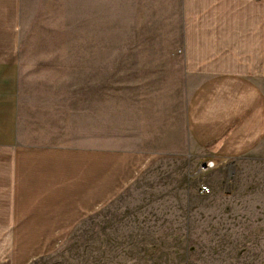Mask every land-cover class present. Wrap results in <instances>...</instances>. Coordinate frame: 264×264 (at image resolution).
Here are the masks:
<instances>
[{
  "label": "rangeland",
  "instance_id": "1",
  "mask_svg": "<svg viewBox=\"0 0 264 264\" xmlns=\"http://www.w3.org/2000/svg\"><path fill=\"white\" fill-rule=\"evenodd\" d=\"M85 1L26 0L23 106L32 116L62 119L71 105L74 155L99 147H171L172 154L71 224L69 238L36 241L43 254L27 264H264V161L220 159L195 174L212 155L193 166L179 157L191 148L185 103L196 81L185 78L178 56L169 55L175 32L120 24L133 19L115 14L123 0H102L108 14L94 33ZM159 23L152 27H163ZM73 159L72 167L82 168ZM227 162L237 165L223 178L212 177ZM202 183L210 186L208 194L197 193Z\"/></svg>",
  "mask_w": 264,
  "mask_h": 264
},
{
  "label": "crops",
  "instance_id": "2",
  "mask_svg": "<svg viewBox=\"0 0 264 264\" xmlns=\"http://www.w3.org/2000/svg\"><path fill=\"white\" fill-rule=\"evenodd\" d=\"M85 2L94 33L101 32L102 0ZM25 3L0 0V264H27L43 254L36 241L69 238L71 224L172 154L171 147H99L74 155L71 105L62 119L29 114L20 89ZM115 11L133 17L118 22L142 26L137 31L175 32L169 55L196 81L185 103L191 148L180 159L264 161V0H123ZM158 21L163 27H152ZM73 158L82 168L72 167ZM236 165L227 162L212 177Z\"/></svg>",
  "mask_w": 264,
  "mask_h": 264
},
{
  "label": "built area",
  "instance_id": "3",
  "mask_svg": "<svg viewBox=\"0 0 264 264\" xmlns=\"http://www.w3.org/2000/svg\"><path fill=\"white\" fill-rule=\"evenodd\" d=\"M221 161L223 162V160L216 159L214 157H209L208 159H205V161L201 163L200 168L196 170L195 174L209 171L210 169L216 167ZM210 191H211L210 186L205 183H202L197 187V193L199 194H203V195L208 194Z\"/></svg>",
  "mask_w": 264,
  "mask_h": 264
}]
</instances>
